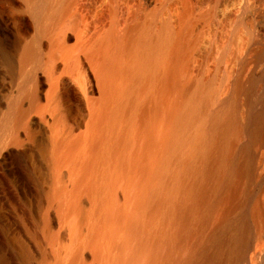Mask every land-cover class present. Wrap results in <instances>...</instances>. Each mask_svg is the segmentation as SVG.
I'll list each match as a JSON object with an SVG mask.
<instances>
[{"label": "bare ground", "instance_id": "6f19581e", "mask_svg": "<svg viewBox=\"0 0 264 264\" xmlns=\"http://www.w3.org/2000/svg\"><path fill=\"white\" fill-rule=\"evenodd\" d=\"M3 1L20 28L3 20L16 34L0 37V190L15 223L1 204L0 264H226L198 239L235 171L238 120L192 75L186 0ZM38 137L48 172L30 161ZM248 256L264 264V249Z\"/></svg>", "mask_w": 264, "mask_h": 264}, {"label": "rangeland", "instance_id": "374dc122", "mask_svg": "<svg viewBox=\"0 0 264 264\" xmlns=\"http://www.w3.org/2000/svg\"><path fill=\"white\" fill-rule=\"evenodd\" d=\"M179 1L181 0H166V3L170 8H175ZM233 1L235 0H186L184 4L188 13L186 17L192 27L190 33L194 37L193 46L188 52L192 54L189 57L192 75L195 81L204 78L213 83L214 80L217 95L221 94V100L225 99L222 107L217 109L227 106L232 111L231 114L237 116L239 132L234 135L229 151L230 160L236 163L230 169L235 171L231 170L232 174L227 175H231V178H227L229 182H226L227 185L220 193L222 197L217 198L220 200L202 227L203 235L198 241L201 246H211L210 255L216 252L221 254L223 251L221 255L226 256V264H245L251 248L264 249V69L256 73L251 70L253 65H264V33L261 34L256 29V16L264 11V0H250L238 16L229 11L222 14L223 8ZM0 7V37L5 44V37L13 40L16 33L11 28L3 29V20H10L7 22L15 25L16 30L20 28V24L14 6L0 0ZM5 79L0 63L2 100L7 92L4 88L8 79ZM42 138L38 137L36 142L30 144V161L41 171L48 172L42 148L45 140ZM18 163L19 161H14L11 164L13 172L19 170ZM3 198L0 190L2 211L13 222L12 210L4 203ZM15 227L19 229V226ZM253 259L251 264H260L258 256Z\"/></svg>", "mask_w": 264, "mask_h": 264}]
</instances>
